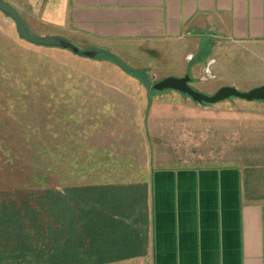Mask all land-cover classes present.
<instances>
[{"label":"crops","instance_id":"1","mask_svg":"<svg viewBox=\"0 0 264 264\" xmlns=\"http://www.w3.org/2000/svg\"><path fill=\"white\" fill-rule=\"evenodd\" d=\"M6 1L29 30L42 29L36 35L63 36L82 49L121 58L142 46L164 61L185 48V68L177 64L165 77L189 74L210 94L230 84L212 83L220 75L218 53H252L264 62V0ZM206 43L213 54L192 64ZM262 84L264 75L251 88ZM171 95L176 103L163 114L174 125L155 146L145 129L150 158L140 179L60 190L54 260L264 264V100H224L220 107L181 91Z\"/></svg>","mask_w":264,"mask_h":264},{"label":"rangeland","instance_id":"2","mask_svg":"<svg viewBox=\"0 0 264 264\" xmlns=\"http://www.w3.org/2000/svg\"><path fill=\"white\" fill-rule=\"evenodd\" d=\"M10 1L19 7L20 0ZM30 29L34 34L42 30L31 25ZM140 49L121 58L105 52L89 57L68 48L35 44L21 38L15 21L0 10V146L44 145L50 168L43 179L57 187L47 198L46 243L22 242L13 230L11 242L0 245V264H62L53 254V241L61 237L60 190L85 182L140 179L148 168L145 129L155 146L163 128L174 125L163 112L176 103L171 94L178 92L156 90L153 85L177 64L185 68L188 62L183 60L185 48L164 61ZM225 52L218 53L220 75L212 83L252 89L264 75L260 56ZM212 54L210 43L203 44L192 64ZM194 82L190 85L198 90ZM224 100L256 102L238 96ZM224 100L214 104L221 107ZM159 114L166 116L164 120ZM19 178L1 158L0 187L14 189Z\"/></svg>","mask_w":264,"mask_h":264},{"label":"trees","instance_id":"3","mask_svg":"<svg viewBox=\"0 0 264 264\" xmlns=\"http://www.w3.org/2000/svg\"><path fill=\"white\" fill-rule=\"evenodd\" d=\"M44 147L40 144H26L16 148L0 146V159L3 158L4 163L22 178H19L20 184L14 186V189L0 187V245L11 242L13 230L18 231L22 242L46 243L48 240L47 198L57 187L47 185L43 179L50 168L42 149ZM96 159L99 163L98 157ZM26 229L30 233L24 234Z\"/></svg>","mask_w":264,"mask_h":264},{"label":"water","instance_id":"4","mask_svg":"<svg viewBox=\"0 0 264 264\" xmlns=\"http://www.w3.org/2000/svg\"><path fill=\"white\" fill-rule=\"evenodd\" d=\"M0 10L9 15L15 21L20 37L25 40L44 46L68 48L76 54L89 57H93L97 53L96 50H83L79 45L63 36L33 34L18 11L6 0H0ZM190 81L191 76L189 74L184 76H167L155 82L153 87L156 90L174 89L181 91L188 94L199 103H216L232 96H238L249 101L264 100V84L248 91H241L234 86L225 85L220 87L215 93L208 95L192 87Z\"/></svg>","mask_w":264,"mask_h":264}]
</instances>
